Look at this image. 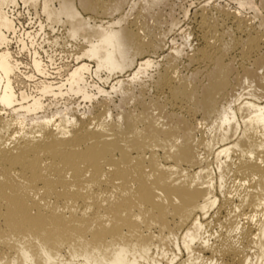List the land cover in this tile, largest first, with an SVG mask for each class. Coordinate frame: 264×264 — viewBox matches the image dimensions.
Listing matches in <instances>:
<instances>
[{
	"label": "bare ground",
	"instance_id": "obj_1",
	"mask_svg": "<svg viewBox=\"0 0 264 264\" xmlns=\"http://www.w3.org/2000/svg\"><path fill=\"white\" fill-rule=\"evenodd\" d=\"M250 6L200 7L186 53L175 0H0V264H264Z\"/></svg>",
	"mask_w": 264,
	"mask_h": 264
},
{
	"label": "rangeland",
	"instance_id": "obj_2",
	"mask_svg": "<svg viewBox=\"0 0 264 264\" xmlns=\"http://www.w3.org/2000/svg\"><path fill=\"white\" fill-rule=\"evenodd\" d=\"M244 0H175L176 8H175V20L179 21V26L175 28L174 31H172L167 38V48H172L175 44L176 47L182 48L186 53H190L195 46L199 44V38L195 37V33H191L195 30L196 26L193 23V16L195 11L200 10V7H203L204 5L209 8L211 5L218 4L219 7L226 8L231 11H238L243 14L244 17L250 18L254 14V10L251 8L250 4L256 3L259 5L260 0H249V3L245 4L244 7L240 5L241 2ZM21 9V10H20ZM188 10V14L185 17L183 15V11ZM18 10L22 13L21 22L24 24V27L29 31H32L34 29V23L30 20L29 15L27 12L25 13L24 8H18ZM24 14H23V12ZM128 12V11H127ZM106 21V20H105ZM257 22V21H256ZM181 29V30H180ZM193 34V36L191 34ZM190 34V35H188ZM188 36H190L188 38ZM186 37V38H185ZM172 39V41H170ZM187 40V42H186ZM173 42V45H172ZM189 42V43H188ZM172 45V46H170ZM11 47L16 50L17 49V43L16 41H12ZM23 56V54H22ZM152 69L150 72H153ZM107 88V87H106ZM214 167V166H213Z\"/></svg>",
	"mask_w": 264,
	"mask_h": 264
}]
</instances>
